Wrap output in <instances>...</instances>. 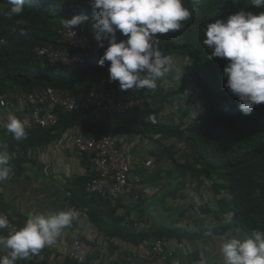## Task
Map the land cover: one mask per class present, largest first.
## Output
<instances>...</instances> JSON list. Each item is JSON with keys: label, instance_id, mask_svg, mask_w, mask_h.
<instances>
[{"label": "trees", "instance_id": "16d2710c", "mask_svg": "<svg viewBox=\"0 0 264 264\" xmlns=\"http://www.w3.org/2000/svg\"><path fill=\"white\" fill-rule=\"evenodd\" d=\"M183 3L190 10L191 18L184 21L177 32L158 34L159 47L166 56L176 55L192 60L191 74L201 89L205 110L201 120L192 125L189 134L200 167L190 162L175 164L181 176L187 172L197 177L201 174L209 177L214 174L220 176L223 183L218 184L215 189L218 191L222 187L229 190L230 197L221 199L220 204L223 210L233 211V220L213 229L200 226L188 229L157 219L151 232L134 233L121 225L117 206H112L101 194L86 191V183L91 179L90 171L68 179L65 191L70 202L83 209L90 222L108 238L116 236L139 244L148 237L198 238L219 233L235 234L242 230L244 239L254 230H264V104L256 106L250 115L242 114L239 109L240 101L225 87L223 69L227 60L209 58L211 49L203 44L206 38L204 30L208 23L241 9L258 13L264 11V8H253L250 0H239L238 3H233V0H183ZM10 7L8 0H0V39L8 41L0 49V94L40 92L52 87L66 95L81 98L91 89L108 90L119 84L109 81L108 64L103 67L98 64L108 45L105 41V47L101 48L94 39L91 25L95 21L90 0H26L25 11L11 19L5 15ZM80 12L89 17L84 23L88 43L83 60L72 66H53L38 59L34 52L37 45L66 46L61 42L63 19H70ZM21 28L27 35H20ZM117 35L118 40L126 39L119 33ZM144 91L145 88L137 89L140 95ZM148 111L147 106L143 110L96 118L89 113L66 112L57 108L56 124L35 127L21 140H16L11 133L0 132V144L8 146L10 167L20 173L24 164L33 162L34 158L17 154L30 148L48 146L75 126L85 134L96 137L117 133H182L178 126L149 122ZM166 155L172 154L164 150L159 157ZM80 156L84 166L90 169L87 155L83 153ZM170 174H167V178ZM168 181V192L175 194V185L171 180ZM0 208L12 216L1 193ZM15 220L23 227L27 218L19 215ZM62 264H72V261L67 258Z\"/></svg>", "mask_w": 264, "mask_h": 264}, {"label": "built area", "instance_id": "2783aa9c", "mask_svg": "<svg viewBox=\"0 0 264 264\" xmlns=\"http://www.w3.org/2000/svg\"><path fill=\"white\" fill-rule=\"evenodd\" d=\"M60 33L61 42L66 46L37 45L34 48L37 58L53 66H72L82 61L88 43L86 26H78L75 32L63 28ZM7 44L6 39H0V49ZM171 59L170 72L157 80L155 89L145 88L143 95L138 94L137 89L121 91L119 84L108 90L91 89L81 98L66 95L52 87L40 92L0 94V132L9 134L4 127L9 115L21 119L28 132L35 127L56 124L57 108L66 112L89 113L98 118L143 110L148 106L149 122L172 124L182 129V133H117L96 137L75 126L50 143V149L53 145H65L80 155L86 154L90 169L84 166L78 173H91L86 191L101 194L112 206H117L121 225L134 233L151 232L156 226L160 209L171 214V221L177 227L213 229L230 223L233 211L223 210L220 204L221 199L230 197V192L222 187L218 191L215 189L223 183V179L216 174L197 177L190 172L181 176L175 164L190 162L197 167L201 165L195 158L189 134L192 125L202 118L205 100L191 74L192 60L176 55H172ZM38 148L22 151L17 156L33 158ZM164 150L172 155L159 157ZM40 156L45 170L52 167L54 172L63 171L59 160L52 166L47 152H41ZM169 172L171 176L167 178ZM168 180L175 185V194L168 192ZM0 216L9 220L7 227L0 229V236H8L22 228L9 212L1 208ZM231 235L235 237V234ZM208 237L209 244H212L225 241L228 235L219 233ZM193 241L198 243L199 239L148 237L139 244L128 243L131 248L123 250L119 260L125 264H183L185 257L193 253ZM93 248L88 238L77 234L62 242L58 254L62 261L68 258L72 264H90ZM202 262L198 260L199 264Z\"/></svg>", "mask_w": 264, "mask_h": 264}, {"label": "clouds", "instance_id": "9594fccd", "mask_svg": "<svg viewBox=\"0 0 264 264\" xmlns=\"http://www.w3.org/2000/svg\"><path fill=\"white\" fill-rule=\"evenodd\" d=\"M26 0H8L11 19L25 11ZM239 0H233L238 3ZM253 8H264V0H250ZM94 12V39L99 47H107L98 64H108L110 82H119L121 91L155 89L157 80L166 76L172 59L162 54L158 34L181 29L191 18L183 0H90ZM80 12L63 19V28L75 29L88 21ZM120 34L126 39L118 40ZM20 35H27L21 28ZM203 44L211 49L209 58L227 60L223 69L225 87L240 101L239 109L250 115L264 104V11L241 9L225 18L207 24ZM4 127L16 140L27 136L24 122L9 115ZM11 156L6 144H0V182L11 172ZM78 213L74 209L30 213L22 228L8 236H0V264H17L18 260L36 255L46 246L55 244L62 230L70 226ZM9 220L0 216V229ZM224 264H264V230H254L244 239L229 233L221 245Z\"/></svg>", "mask_w": 264, "mask_h": 264}, {"label": "crops", "instance_id": "0c3cea01", "mask_svg": "<svg viewBox=\"0 0 264 264\" xmlns=\"http://www.w3.org/2000/svg\"><path fill=\"white\" fill-rule=\"evenodd\" d=\"M41 152L49 154L52 166L56 165L59 160L63 164V171L54 172L52 167L45 170V163L40 156ZM33 158L35 162L24 164L20 173L12 169L10 176L0 182V193L9 206L12 216L17 218L19 215H23L28 218L30 213L68 209H74L78 216L70 226L62 230L55 244L44 247L36 255L30 254L27 259L18 260L17 264H62L58 249L66 238L77 234L88 238L94 247L90 255V264H125L119 260V254L127 247L131 248L128 243H134L116 236L108 238L91 224L83 209L76 207L68 199L65 183L68 179L75 177L84 167L80 154L69 146L53 145L50 149L48 145L35 150ZM239 233H242V230H238L235 237L243 239L244 235L238 236ZM201 238L204 237L196 239ZM223 242L215 241L209 244L202 240H199L198 243L193 241V253L185 257L183 264H199L198 260L203 261L201 264H224L223 254L220 250Z\"/></svg>", "mask_w": 264, "mask_h": 264}, {"label": "rangeland", "instance_id": "374dc122", "mask_svg": "<svg viewBox=\"0 0 264 264\" xmlns=\"http://www.w3.org/2000/svg\"><path fill=\"white\" fill-rule=\"evenodd\" d=\"M118 83V82H117ZM172 182V181H171ZM168 186H170V185H168ZM170 188V187H169ZM161 214V215H160ZM171 218H172V216H171V214L170 213H168L167 211H164V212H162V209H160V212H159V221H161V222H163V223H174L173 221H171ZM92 224V223H91ZM238 236H241V235H244V231H242V233H239V234H237ZM199 240H202V241H206L207 243L209 242V237L208 236H206V237H204V238H201V239H199Z\"/></svg>", "mask_w": 264, "mask_h": 264}]
</instances>
